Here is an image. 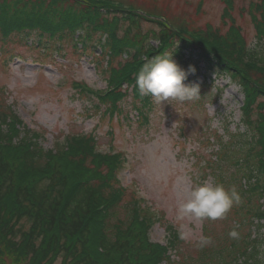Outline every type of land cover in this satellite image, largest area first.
I'll list each match as a JSON object with an SVG mask.
<instances>
[{
	"label": "trees",
	"instance_id": "1",
	"mask_svg": "<svg viewBox=\"0 0 264 264\" xmlns=\"http://www.w3.org/2000/svg\"><path fill=\"white\" fill-rule=\"evenodd\" d=\"M225 1L228 6L232 2ZM108 2L0 0V38H27L33 32L44 51H59L63 43L71 42L74 48L80 44L76 50L85 51L94 34L108 28L107 42L99 43L101 55L108 53L109 61L110 56L132 52L133 56L120 68L107 71L108 83L116 89L97 100L109 105L110 112L116 111L118 102L129 93L121 88L125 83L142 102L140 108L135 107L139 121L147 120L143 108L151 100L139 93L135 80L142 65L154 57L172 54L183 64L192 61L196 79L210 73L228 75L244 95L240 108L244 129L228 133L226 140L214 130L215 160L206 161L205 167L212 171L213 184L235 186L241 201L223 218L225 240L217 246L200 247L191 261L187 256L180 261L264 264V46L248 45L237 26L226 34L219 28L176 30L171 22L149 19V14L127 8L121 1L117 6ZM247 5L259 41L264 37V0H247ZM142 21L158 24L159 32H142ZM151 37L155 45L147 43ZM201 83V87L214 84L204 78ZM79 86L80 94L89 90ZM210 97L200 91L196 101L203 105ZM57 140L45 149L42 136L27 129L10 105L0 100V264L3 257L21 264L57 260L60 264H178L171 259L173 252L179 259L182 251L178 232L165 225L164 244L152 241L150 230L161 223L160 217L149 207L143 209L136 198L125 199L118 176L123 156L98 150L97 140L89 134ZM233 230L235 238L229 236Z\"/></svg>",
	"mask_w": 264,
	"mask_h": 264
},
{
	"label": "rangeland",
	"instance_id": "2",
	"mask_svg": "<svg viewBox=\"0 0 264 264\" xmlns=\"http://www.w3.org/2000/svg\"><path fill=\"white\" fill-rule=\"evenodd\" d=\"M106 1L113 6L121 1L127 8L132 6L143 14H149V19L171 22L176 30L189 28L206 32L207 28H219L220 33L226 34L232 26H237L248 45L264 46V37L259 41L256 37L255 22L251 20L247 0H231L229 6L225 0L103 2ZM150 30L158 33L160 26L142 21L141 31ZM117 33L118 37L122 36L121 31ZM108 38L109 29L102 27L85 51L76 50L80 44L75 49L72 42L63 43L59 51H44L37 46V34L33 32L27 38L24 35L12 36L5 41L0 38V100L6 107L10 105L27 129L42 136L41 144L45 149L56 144L57 139L63 141L65 135L89 134L97 140L98 150L121 154L124 162L119 179L125 189V199L136 198L143 209L149 207L161 219L160 224L151 228V240L164 243L165 225L178 232L181 223L187 224L192 229V236L183 240L179 259L174 252L171 259L182 264L180 258L187 256L191 261L199 254L200 236L212 239L211 244L201 249L213 244L217 246L219 241L225 240L226 226L223 219L201 221L188 217L177 221V210L188 198L194 184L204 181L213 184L212 171L205 167L206 161L215 160L214 151L218 147L212 133L216 130L226 140L228 133L235 129L243 131L240 108L244 95L228 75L216 77L210 73L209 77L200 75L196 79L189 73L185 84H198L200 91L211 94L203 105L197 99L159 102L149 95L150 104L143 108L147 120L139 121L135 107L140 108L142 102L123 83L121 88L129 93L118 102V109L110 112L112 108L99 102L94 94L79 93V85L105 91L111 86L107 71L118 69L132 59L133 52L128 56H110V61L108 53L102 56L99 43H106ZM147 43L155 45L156 42L151 37ZM176 62L185 70L193 65L192 61L189 64ZM203 78L213 80L214 84L201 87ZM208 141L213 143L210 145ZM261 223L264 225V220ZM261 232L264 233V227ZM1 262L21 264L8 257H3ZM53 264H60V260Z\"/></svg>",
	"mask_w": 264,
	"mask_h": 264
},
{
	"label": "clouds",
	"instance_id": "3",
	"mask_svg": "<svg viewBox=\"0 0 264 264\" xmlns=\"http://www.w3.org/2000/svg\"><path fill=\"white\" fill-rule=\"evenodd\" d=\"M196 72L195 66L190 65L187 70L172 58V54H163L149 60L140 68L135 86L142 96H152L159 102L175 99L180 102L191 101L200 97L198 84H185L189 73ZM241 196L235 186L225 188L222 183L211 184L207 181L192 186L188 198L181 203L177 210V221L193 217L197 220H218L226 217L234 205H238ZM181 240H189L192 229L181 223L178 229ZM235 238V230L229 233ZM212 243L211 237L200 236L199 247Z\"/></svg>",
	"mask_w": 264,
	"mask_h": 264
}]
</instances>
